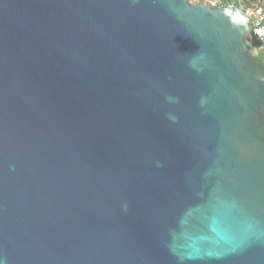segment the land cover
Listing matches in <instances>:
<instances>
[{
	"label": "water",
	"instance_id": "water-1",
	"mask_svg": "<svg viewBox=\"0 0 264 264\" xmlns=\"http://www.w3.org/2000/svg\"><path fill=\"white\" fill-rule=\"evenodd\" d=\"M189 0H0V264H264V73Z\"/></svg>",
	"mask_w": 264,
	"mask_h": 264
},
{
	"label": "trees",
	"instance_id": "trees-1",
	"mask_svg": "<svg viewBox=\"0 0 264 264\" xmlns=\"http://www.w3.org/2000/svg\"><path fill=\"white\" fill-rule=\"evenodd\" d=\"M191 4L203 3L209 7L220 8L231 13H238L243 17V11L246 8L263 6L264 0H189ZM253 44L259 49L258 55L254 58L253 62L258 70L264 73V46L255 38L252 39ZM264 113V108H263ZM264 138V133H263Z\"/></svg>",
	"mask_w": 264,
	"mask_h": 264
},
{
	"label": "built area",
	"instance_id": "built-area-1",
	"mask_svg": "<svg viewBox=\"0 0 264 264\" xmlns=\"http://www.w3.org/2000/svg\"><path fill=\"white\" fill-rule=\"evenodd\" d=\"M242 18L250 24L252 38H255L264 46V7L246 8L243 11Z\"/></svg>",
	"mask_w": 264,
	"mask_h": 264
},
{
	"label": "flooded vegetation",
	"instance_id": "flooded-vegetation-1",
	"mask_svg": "<svg viewBox=\"0 0 264 264\" xmlns=\"http://www.w3.org/2000/svg\"><path fill=\"white\" fill-rule=\"evenodd\" d=\"M255 58V57H254ZM254 58H253V60H254ZM263 133H264V131H263Z\"/></svg>",
	"mask_w": 264,
	"mask_h": 264
},
{
	"label": "clouds",
	"instance_id": "clouds-1",
	"mask_svg": "<svg viewBox=\"0 0 264 264\" xmlns=\"http://www.w3.org/2000/svg\"><path fill=\"white\" fill-rule=\"evenodd\" d=\"M253 39V38H252Z\"/></svg>",
	"mask_w": 264,
	"mask_h": 264
}]
</instances>
